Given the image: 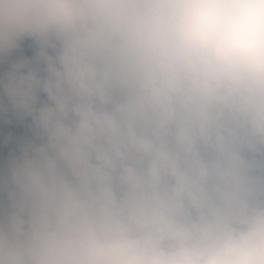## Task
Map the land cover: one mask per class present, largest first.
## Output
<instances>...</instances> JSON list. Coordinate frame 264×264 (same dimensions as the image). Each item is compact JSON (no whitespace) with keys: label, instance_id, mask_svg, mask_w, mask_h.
I'll list each match as a JSON object with an SVG mask.
<instances>
[{"label":"clouds","instance_id":"obj_1","mask_svg":"<svg viewBox=\"0 0 264 264\" xmlns=\"http://www.w3.org/2000/svg\"><path fill=\"white\" fill-rule=\"evenodd\" d=\"M0 264H264V0H0Z\"/></svg>","mask_w":264,"mask_h":264}]
</instances>
